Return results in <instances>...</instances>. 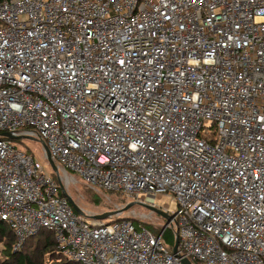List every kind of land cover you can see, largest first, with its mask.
Wrapping results in <instances>:
<instances>
[{
    "label": "built area",
    "instance_id": "obj_1",
    "mask_svg": "<svg viewBox=\"0 0 264 264\" xmlns=\"http://www.w3.org/2000/svg\"><path fill=\"white\" fill-rule=\"evenodd\" d=\"M3 132L172 218L79 216ZM0 221L82 264H264V0H1Z\"/></svg>",
    "mask_w": 264,
    "mask_h": 264
},
{
    "label": "rangeland",
    "instance_id": "obj_2",
    "mask_svg": "<svg viewBox=\"0 0 264 264\" xmlns=\"http://www.w3.org/2000/svg\"><path fill=\"white\" fill-rule=\"evenodd\" d=\"M13 144H15L20 149H25L27 152L34 154L45 166L49 172H52L45 157L42 145L38 140L35 139H25V138H13L11 139ZM53 173V172H52ZM58 179L63 190L66 192L67 196L74 202V204L84 213L89 215H98L106 212L116 211L124 208L132 200L123 196L120 193L114 191H107L102 189H96L86 185L81 181L80 177L71 171H64L58 167L57 174L53 173ZM98 199V202L93 201L94 197ZM173 198L170 194H162L154 198V206L163 207L169 204ZM79 215V214H78ZM81 216V215H79ZM83 217V216H81ZM116 218H129L139 223L155 226L158 223V215L142 206V204L133 203L129 208L123 210L121 213L106 218L104 220L109 221L110 219ZM160 223L164 226L166 220L160 218ZM163 244L171 250V244L162 238ZM3 244L0 242V258L2 257Z\"/></svg>",
    "mask_w": 264,
    "mask_h": 264
},
{
    "label": "trees",
    "instance_id": "obj_3",
    "mask_svg": "<svg viewBox=\"0 0 264 264\" xmlns=\"http://www.w3.org/2000/svg\"><path fill=\"white\" fill-rule=\"evenodd\" d=\"M50 174L58 184L59 194L63 196L58 179H56L52 172H50ZM93 201L97 203L98 199L94 197ZM122 219L131 220L136 225L142 224L129 218H116L112 220ZM145 226L151 229L155 234H159L163 227L162 224L155 225L154 227H150L148 225ZM175 231L176 229L174 228H166L162 234V238L164 237V239L171 244V250L174 245ZM0 242L3 244L0 264H82L65 258L61 251L57 248L53 232L47 229H40L35 235L27 237L21 247L15 250L13 249L15 243L14 232L7 223L0 221Z\"/></svg>",
    "mask_w": 264,
    "mask_h": 264
},
{
    "label": "water",
    "instance_id": "obj_4",
    "mask_svg": "<svg viewBox=\"0 0 264 264\" xmlns=\"http://www.w3.org/2000/svg\"><path fill=\"white\" fill-rule=\"evenodd\" d=\"M3 137H6L8 139H13L15 138L16 136L11 134L10 132H3L1 133ZM40 144L42 145V148H43V151H44V157L51 169V171L55 174H57L58 172V166L56 165V163L54 162V160L52 159L51 157V154L49 152V149L48 147L46 146V144L40 140L39 141ZM60 184V183H59ZM61 189H62V192H63V195L68 199V202L70 203V205L72 206V208L74 209V211L79 214V215H82L83 212L74 204V202L67 196L66 192L63 190L62 186L60 185ZM133 204V202L131 203H128L124 208L120 209V210H116V211H111V212H106V213H103V214H98V215H93L92 217L94 219H97V220H103V219H106V218H109V217H112V216H115L119 213H121L123 210H126L127 208H129L131 205ZM142 206H144L145 208L155 212L157 215L161 216L162 218H164L166 220V222H168L171 218H172V214L169 215L168 213H166L165 211H163L162 209L160 208H157L155 206H152V205H146V204H142ZM177 246H178V235L175 234V240H174V245H173V248H172V252L175 254L177 253ZM182 263L183 264H193L188 258L184 257L182 259Z\"/></svg>",
    "mask_w": 264,
    "mask_h": 264
}]
</instances>
